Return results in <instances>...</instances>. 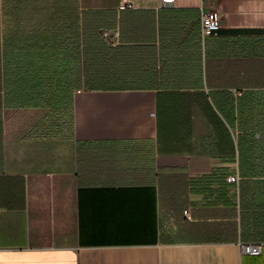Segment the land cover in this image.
Wrapping results in <instances>:
<instances>
[{
    "label": "crops",
    "instance_id": "1",
    "mask_svg": "<svg viewBox=\"0 0 264 264\" xmlns=\"http://www.w3.org/2000/svg\"><path fill=\"white\" fill-rule=\"evenodd\" d=\"M0 264H264V0H0Z\"/></svg>",
    "mask_w": 264,
    "mask_h": 264
},
{
    "label": "built area",
    "instance_id": "2",
    "mask_svg": "<svg viewBox=\"0 0 264 264\" xmlns=\"http://www.w3.org/2000/svg\"><path fill=\"white\" fill-rule=\"evenodd\" d=\"M125 6H122L124 8ZM202 33L203 36H212L215 37L218 35L222 27L221 16L217 12L212 13H203L201 19ZM236 177H230V181H235ZM185 214L188 215V211H185ZM239 248L242 254L249 255H260L263 249V244L256 243H239Z\"/></svg>",
    "mask_w": 264,
    "mask_h": 264
}]
</instances>
